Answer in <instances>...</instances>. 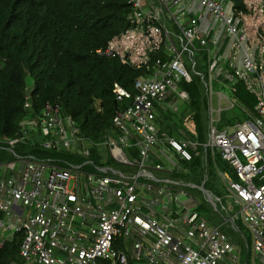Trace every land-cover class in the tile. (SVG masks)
<instances>
[{
  "label": "built area",
  "instance_id": "obj_1",
  "mask_svg": "<svg viewBox=\"0 0 264 264\" xmlns=\"http://www.w3.org/2000/svg\"><path fill=\"white\" fill-rule=\"evenodd\" d=\"M128 2V26L94 52L142 72L134 92L112 82L122 106L103 139L80 134L56 103L46 101L33 112L28 90L18 131L0 139V148L11 156L0 161V247L21 235L19 260L9 264H240L241 246L222 230L224 223L244 245L251 236L252 253L264 256V0H242L243 8L233 0ZM171 24L179 32L176 38L168 30ZM187 51L205 66L206 142L198 140L192 112L183 125H191L185 129L194 138L161 132L155 120L158 107L175 114L188 101ZM220 78L242 83L255 97L253 110L243 109V120L221 118L237 100L223 95L227 103L219 102ZM214 94L219 95L215 106ZM94 107L102 110L100 100ZM92 148L102 150L92 157ZM194 156L202 166L219 158L236 176L219 172L225 191L221 209L216 203L222 198L209 195L225 216L220 224H210L196 209L199 202L189 192L195 186L175 173Z\"/></svg>",
  "mask_w": 264,
  "mask_h": 264
},
{
  "label": "trees",
  "instance_id": "obj_2",
  "mask_svg": "<svg viewBox=\"0 0 264 264\" xmlns=\"http://www.w3.org/2000/svg\"><path fill=\"white\" fill-rule=\"evenodd\" d=\"M233 1L237 8H243L242 0ZM130 10L128 0H0V139L13 137L18 131V121L26 113L23 105L27 90L33 112L39 111L46 101L56 103L61 114L73 118L80 134L93 141L103 139L111 129L114 113L122 106L111 92L112 82L118 81L134 92V81L142 71L116 58L100 56L94 49L104 46L111 36L128 26L126 16ZM191 78L184 85L188 92L186 105L175 114L158 107L155 120L161 132L194 138L183 125L187 111L192 112L195 132L198 140H202V118L205 123L209 118L207 91L202 80ZM218 88L237 100L233 109L221 111L225 122L243 120L244 108L253 110L256 99L242 83L227 82ZM95 99L100 100L101 111L95 109ZM15 149L70 158L66 153L30 146ZM101 150L92 148V157ZM10 158L0 148V161ZM182 168L189 169L188 174L194 170L195 175H200V157L194 156L190 162L176 167L175 173L181 179L185 173ZM225 170L236 177L231 170ZM196 209L207 214L201 203ZM206 217L210 224H217L216 217L210 214ZM221 228L226 233L233 230L223 224ZM20 236L14 235L0 247V264L19 260ZM232 238L242 246L236 235Z\"/></svg>",
  "mask_w": 264,
  "mask_h": 264
},
{
  "label": "rangeland",
  "instance_id": "obj_3",
  "mask_svg": "<svg viewBox=\"0 0 264 264\" xmlns=\"http://www.w3.org/2000/svg\"><path fill=\"white\" fill-rule=\"evenodd\" d=\"M168 30L170 31L171 35L176 38L179 34L176 26H174L173 24H171L168 28ZM185 67L187 69V71L190 73V75L192 77L198 78L199 80H201V75H205V66L202 63V60L199 59L198 56H194L192 57L190 52H186L184 54V58H183ZM227 83L223 78L219 79V82L217 83V85L215 86V91L217 93H219V95L222 97L219 99V102H224L227 103V98L223 97L224 96H229L227 95L224 90L222 88H218V86L221 84ZM218 94H214L212 96L213 98V106H215L216 102H217V98L219 96ZM207 100H209V95L207 92ZM222 103V105L224 104ZM205 117V116H204ZM222 118V116H221ZM223 119V118H222ZM202 129H203V137L202 140L203 142L207 141V126L208 123H205V119L202 118ZM219 125V124H217ZM184 126L186 128H188L189 130L191 129V125L189 126L188 124H184ZM182 170L185 172L184 176H183V181L187 184V182L189 184H193L195 187H191L189 188V192L194 196V198L199 202V204L201 203L204 207V211L207 214H210L214 217H216V221L217 224L221 223L224 221L225 218V214L223 213L224 218L218 214V212L214 209V206L211 204L210 199H209V195L213 196L214 199L217 196H220L222 198L221 202H217L216 203V207L218 209H221V203L224 201V186H223V181H222V177L220 175V171L225 170V163L222 160H218V162L216 164H214L211 160L207 161L201 169V173L200 175H195V172H193L194 170H192V172L190 174H188L190 171L187 168H182ZM187 174V175H186ZM203 185V189L200 188V186ZM206 214V216H207ZM230 226L227 223H224L223 226L226 225ZM239 227L241 228L242 231L246 232L248 234V230H246V228L242 225V224H238ZM228 234H232V236H237L238 237V233L236 231L232 232H228ZM244 245V244H242Z\"/></svg>",
  "mask_w": 264,
  "mask_h": 264
},
{
  "label": "crops",
  "instance_id": "obj_4",
  "mask_svg": "<svg viewBox=\"0 0 264 264\" xmlns=\"http://www.w3.org/2000/svg\"><path fill=\"white\" fill-rule=\"evenodd\" d=\"M235 242L240 245V243L237 240H235ZM253 261L260 264H264V256L254 255L252 253V240H251V236H249V242H247V245H242L240 247L239 263L244 264L245 262L246 264H251Z\"/></svg>",
  "mask_w": 264,
  "mask_h": 264
}]
</instances>
